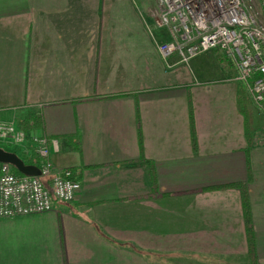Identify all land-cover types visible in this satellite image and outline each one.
<instances>
[{
  "label": "crops",
  "instance_id": "0c3cea01",
  "mask_svg": "<svg viewBox=\"0 0 264 264\" xmlns=\"http://www.w3.org/2000/svg\"><path fill=\"white\" fill-rule=\"evenodd\" d=\"M136 1L0 0V122L40 117L81 184L0 219V264H252L249 227L264 264V116L219 51L217 71L168 67Z\"/></svg>",
  "mask_w": 264,
  "mask_h": 264
},
{
  "label": "built area",
  "instance_id": "2783aa9c",
  "mask_svg": "<svg viewBox=\"0 0 264 264\" xmlns=\"http://www.w3.org/2000/svg\"><path fill=\"white\" fill-rule=\"evenodd\" d=\"M155 26L170 39L157 49L168 67L189 65L213 51L221 52L235 68L252 105L264 115V24L246 0H155ZM31 147L27 165L40 176H27L13 166L0 169V219L47 213L57 201L71 203L81 190L70 170H56L52 154L60 141L34 134L14 122H0V145ZM31 161L33 164H28Z\"/></svg>",
  "mask_w": 264,
  "mask_h": 264
},
{
  "label": "rangeland",
  "instance_id": "374dc122",
  "mask_svg": "<svg viewBox=\"0 0 264 264\" xmlns=\"http://www.w3.org/2000/svg\"><path fill=\"white\" fill-rule=\"evenodd\" d=\"M136 2L138 3V8L140 10H141V8H143L144 5L147 4V10H148L149 16H154V18H155L156 13H157V9H158L155 0H137ZM246 5L249 8H251L252 13L257 17L258 21H260L262 24H264V0H246ZM154 25H155V22H154ZM164 33H165V36L161 32L162 39H163L162 41L169 40L170 39L169 35L166 32H164ZM215 53H217V52H215ZM213 55H214V53H210V54H207L205 58H200L199 57L201 59L199 64H198L199 60H197L199 58L197 57L188 66L187 65H182L179 68L181 70H189L190 71L191 64L193 63L192 67L195 68V70H197L198 69V65H200L202 71L203 70L217 71L220 66L223 67L221 63H218V62L217 63L216 62L215 63H206L207 59H211L210 57L207 58V56L213 57ZM221 58H225L224 64L227 65L228 69H230V70H232L234 72V77L232 78V79H234L235 78V68L233 67L232 63L224 55H221ZM208 68H210V69H208ZM249 106L253 107L252 103ZM259 113H261V112H259Z\"/></svg>",
  "mask_w": 264,
  "mask_h": 264
},
{
  "label": "trees",
  "instance_id": "16d2710c",
  "mask_svg": "<svg viewBox=\"0 0 264 264\" xmlns=\"http://www.w3.org/2000/svg\"><path fill=\"white\" fill-rule=\"evenodd\" d=\"M241 101H242L243 107L245 109H247L249 107V105L251 104V102H250V100H249V98L247 96L245 88H244V91H243V94H242V97H241ZM22 128L27 130V131H29L30 129H42V124H41L40 117H35L34 119H32V121L29 122L28 125H26V126H24ZM251 131H252L251 122L248 121V127H247L248 137H250L249 135L251 134ZM27 163L28 164H33L31 161H27ZM151 179H152V182H153L154 195H156L157 194V187H156V184H155V172H154L153 169H152V172H151ZM239 188H241V190L243 192L245 206H246V209H247L248 208V191H247V188H246L245 185H241V186H239ZM248 234H249L250 258H251L252 264H257L256 263L257 259H256V250H255V245H254L253 231H252L251 227H249Z\"/></svg>",
  "mask_w": 264,
  "mask_h": 264
},
{
  "label": "water",
  "instance_id": "95a60500",
  "mask_svg": "<svg viewBox=\"0 0 264 264\" xmlns=\"http://www.w3.org/2000/svg\"><path fill=\"white\" fill-rule=\"evenodd\" d=\"M0 164H9L19 173L27 176H40V171L36 166L27 165L17 154L0 148Z\"/></svg>",
  "mask_w": 264,
  "mask_h": 264
}]
</instances>
